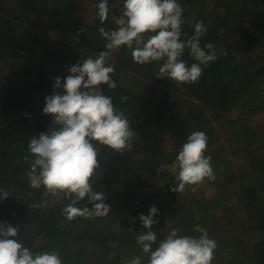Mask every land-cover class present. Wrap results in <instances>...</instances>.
Returning a JSON list of instances; mask_svg holds the SVG:
<instances>
[{
    "label": "trees",
    "instance_id": "obj_1",
    "mask_svg": "<svg viewBox=\"0 0 264 264\" xmlns=\"http://www.w3.org/2000/svg\"><path fill=\"white\" fill-rule=\"evenodd\" d=\"M113 1L106 0L102 19L100 5L105 0H0V189L10 195L0 199V224L19 226L16 238L22 244L34 252L56 250L63 264H128L135 256L147 264V254L136 242L144 231L139 216L148 214L154 199H165L156 206L154 219L159 223L153 225V249L172 228L180 229V235L199 236L194 227L200 225L217 244L211 264H264V123L254 127L229 119L230 134L214 138L208 114L264 112V0H177L183 8L181 39L192 36L195 23L202 21L206 32L201 46L213 43L219 54L202 66L196 83L157 77L161 62L141 65L127 47L112 50L108 63L115 67L111 76L117 87H101L138 138L122 153L95 144L100 166L90 183L94 191L104 193L106 215L68 220L63 209L69 199L62 193L45 196L43 188L30 187L29 140L52 127L53 116L43 113L45 97L52 94L55 77L63 83L70 66L106 50L99 29H115L123 8V0L116 6ZM42 21L51 22L61 38L47 35L41 40L38 36L44 34L32 25L49 28ZM183 59L188 65L196 62L188 50ZM121 96L128 99L121 101ZM193 131L209 138L205 155L212 157L214 174L229 175L223 181L206 179L208 191L215 190L208 199L210 193L193 192L192 186L173 191L178 181L171 166ZM167 141L173 146L168 148ZM227 144L231 157H246L244 171L222 158ZM187 193L192 197L188 207ZM233 193L236 205L228 203ZM76 206L93 207L87 198Z\"/></svg>",
    "mask_w": 264,
    "mask_h": 264
},
{
    "label": "clouds",
    "instance_id": "obj_2",
    "mask_svg": "<svg viewBox=\"0 0 264 264\" xmlns=\"http://www.w3.org/2000/svg\"><path fill=\"white\" fill-rule=\"evenodd\" d=\"M106 0L100 5V16H106ZM183 8L177 0H123V8L116 19L117 27L110 31L99 29L107 41L105 51L96 57H87L70 66L69 75L54 78L53 92L45 97L44 114L53 116L52 127L29 140L32 156L26 173L30 187L43 188L44 195L63 194L70 203L63 213L68 220L77 216L106 215L104 193L93 190L91 178L99 168V150L96 143L122 153L132 149L138 138L130 127L124 112L118 110L112 97L105 95L102 85L115 89L111 74L115 67L108 63L112 50L127 47L133 61L138 64L161 62L157 77H167L177 83H196L207 67L218 58L216 46L205 43L201 37L206 28L202 21L194 25V34L181 39ZM185 50L196 61L188 65L183 59ZM203 66V67H202ZM126 101L127 96H121ZM25 115H29L25 113ZM208 136L203 131H193L178 151L172 171L175 173L173 191L182 192L186 186L191 191L205 179H216L211 155H205ZM9 193L0 189V199ZM87 198L93 207L78 208L76 204ZM159 210L150 206L148 214H140L142 229L136 236L141 251L147 254V264H211L217 246L214 239L200 225L194 227L199 236L180 235L172 228L167 236L157 242L153 225L158 224ZM19 226L0 224V264H63L58 251H33L16 237ZM128 264H142L135 256Z\"/></svg>",
    "mask_w": 264,
    "mask_h": 264
},
{
    "label": "rangeland",
    "instance_id": "obj_3",
    "mask_svg": "<svg viewBox=\"0 0 264 264\" xmlns=\"http://www.w3.org/2000/svg\"><path fill=\"white\" fill-rule=\"evenodd\" d=\"M117 2H118V0H114L113 1V6H116L118 4ZM93 18H94V15L91 14L90 15V19H93ZM41 23H45V25L49 26V28H45V27H43V25L38 26V24H37L38 27L36 25H32L33 27H36L37 28L35 30L42 31V33L44 34V35L40 34L38 36V33L37 32H32V36L33 37H37L38 36L41 40L46 39V36L47 35L53 36V40L58 39V38H61L60 35L58 34L60 32L55 33L56 30H58V29H53L52 27H50V23L51 22L50 23H47L46 21L45 22L42 21ZM182 93L183 92H181L180 94H182ZM208 114H209V118L210 119H213L212 120L213 121L212 124H213L214 128L216 129V131H214V133L212 134V135H214V138H217V135H220L221 138H225V136H228L230 134V129H229L230 128V126H229L230 121H229V119H241L242 122L249 123L250 125H252L254 127H257L260 124H263L264 123V112L252 114L251 116H248L249 114L247 115L245 113L244 114H241L237 110H233L231 112L223 111L221 114H218L216 116H215L214 112H208ZM223 116H227V119L225 117H223ZM166 146L168 148H170V147L173 146V144H171V142L167 141ZM230 148H231L230 144H227L226 150H222L223 151L222 154H221L222 158H224L225 161L231 160L230 162L232 163V166H235V169L238 170V172L241 171V170L244 171V167L243 166L246 163V157L243 154H239V153H235V154H233L234 156L231 157L229 155V153H228L231 150ZM240 148L237 147V148H233L232 150H239ZM171 167H172L171 168V171H172L173 165ZM225 168L228 169V167H225ZM219 171H221V170H219ZM222 172H218V175L217 176L215 175V177H216L215 180H217V178H218V180L223 181L227 176H229L227 172L222 176V174H223ZM219 173H222V174H219ZM221 185L223 187L227 186V188L230 187V186H237V185H235V183H230V184L229 183H221L219 186H221ZM208 186H209L208 181L205 179L201 184L198 185V187L195 186L196 187V191H194V192H202V191H205V193L208 192V193H210V194H207L206 199H208L211 196H213L214 193H215V190L214 191H208V188H209ZM233 194L230 197V199L228 200V203L229 204L236 205L238 203V199H237L236 195L235 194L233 195ZM190 195H192V194H190ZM193 198L195 199L194 196H193ZM164 200L165 199H163L162 201H164ZM191 200H192V197L189 196L188 193H187V195L185 197V205L186 206L187 205L188 206L192 205V201ZM162 201L160 202V200L154 199L153 202H152V206L155 205V206L160 207V206H162ZM150 206H151V204H150ZM88 245L93 246V248H97L98 247V246L94 247V245L91 244V242H89ZM129 249L127 250V253L128 252L129 253H133V250H129ZM91 252H92V248L88 250V253L86 255L87 260H89V262L91 261L90 259H92L93 256H94V254L91 253ZM223 254H224V256H226L228 258H231L228 255V252L223 251ZM90 264H92V263L90 262Z\"/></svg>",
    "mask_w": 264,
    "mask_h": 264
}]
</instances>
